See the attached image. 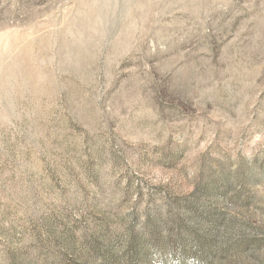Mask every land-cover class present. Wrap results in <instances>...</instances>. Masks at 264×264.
<instances>
[{
    "label": "rangeland",
    "instance_id": "374dc122",
    "mask_svg": "<svg viewBox=\"0 0 264 264\" xmlns=\"http://www.w3.org/2000/svg\"><path fill=\"white\" fill-rule=\"evenodd\" d=\"M0 264H264V0H0Z\"/></svg>",
    "mask_w": 264,
    "mask_h": 264
}]
</instances>
